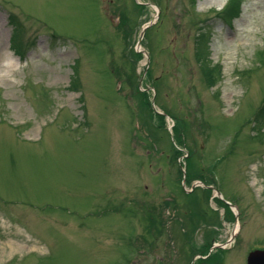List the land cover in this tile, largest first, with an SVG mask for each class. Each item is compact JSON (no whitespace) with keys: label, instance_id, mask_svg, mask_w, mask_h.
Masks as SVG:
<instances>
[{"label":"rangeland","instance_id":"rangeland-1","mask_svg":"<svg viewBox=\"0 0 264 264\" xmlns=\"http://www.w3.org/2000/svg\"><path fill=\"white\" fill-rule=\"evenodd\" d=\"M229 240L264 249V0H0V264Z\"/></svg>","mask_w":264,"mask_h":264},{"label":"water","instance_id":"water-1","mask_svg":"<svg viewBox=\"0 0 264 264\" xmlns=\"http://www.w3.org/2000/svg\"><path fill=\"white\" fill-rule=\"evenodd\" d=\"M145 29L143 30L144 33ZM248 264H264V250H255L249 254Z\"/></svg>","mask_w":264,"mask_h":264},{"label":"bare ground","instance_id":"bare-ground-1","mask_svg":"<svg viewBox=\"0 0 264 264\" xmlns=\"http://www.w3.org/2000/svg\"><path fill=\"white\" fill-rule=\"evenodd\" d=\"M6 66H7L9 69H11V67H12L10 63L7 64ZM237 229H238V228H237Z\"/></svg>","mask_w":264,"mask_h":264},{"label":"trees","instance_id":"trees-1","mask_svg":"<svg viewBox=\"0 0 264 264\" xmlns=\"http://www.w3.org/2000/svg\"><path fill=\"white\" fill-rule=\"evenodd\" d=\"M236 8H233V12H235Z\"/></svg>","mask_w":264,"mask_h":264},{"label":"flooded vegetation","instance_id":"flooded-vegetation-1","mask_svg":"<svg viewBox=\"0 0 264 264\" xmlns=\"http://www.w3.org/2000/svg\"><path fill=\"white\" fill-rule=\"evenodd\" d=\"M204 264H206V262H204Z\"/></svg>","mask_w":264,"mask_h":264}]
</instances>
